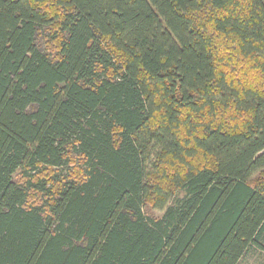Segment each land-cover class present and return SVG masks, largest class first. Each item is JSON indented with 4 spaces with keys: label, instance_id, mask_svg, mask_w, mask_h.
<instances>
[{
    "label": "trees",
    "instance_id": "obj_1",
    "mask_svg": "<svg viewBox=\"0 0 264 264\" xmlns=\"http://www.w3.org/2000/svg\"><path fill=\"white\" fill-rule=\"evenodd\" d=\"M263 227L264 0H0V264H238Z\"/></svg>",
    "mask_w": 264,
    "mask_h": 264
},
{
    "label": "crops",
    "instance_id": "obj_2",
    "mask_svg": "<svg viewBox=\"0 0 264 264\" xmlns=\"http://www.w3.org/2000/svg\"><path fill=\"white\" fill-rule=\"evenodd\" d=\"M238 264H264V227L256 242L249 246Z\"/></svg>",
    "mask_w": 264,
    "mask_h": 264
},
{
    "label": "rangeland",
    "instance_id": "obj_3",
    "mask_svg": "<svg viewBox=\"0 0 264 264\" xmlns=\"http://www.w3.org/2000/svg\"><path fill=\"white\" fill-rule=\"evenodd\" d=\"M157 216H161V214L158 213Z\"/></svg>",
    "mask_w": 264,
    "mask_h": 264
}]
</instances>
